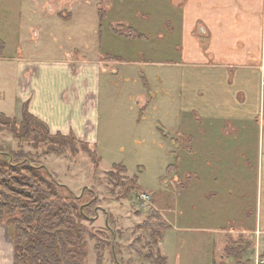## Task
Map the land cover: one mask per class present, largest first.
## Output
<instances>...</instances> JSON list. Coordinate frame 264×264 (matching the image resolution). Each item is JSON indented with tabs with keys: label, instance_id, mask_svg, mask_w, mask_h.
I'll return each instance as SVG.
<instances>
[{
	"label": "rangeland",
	"instance_id": "rangeland-1",
	"mask_svg": "<svg viewBox=\"0 0 264 264\" xmlns=\"http://www.w3.org/2000/svg\"><path fill=\"white\" fill-rule=\"evenodd\" d=\"M182 13L175 0H0V38L8 57H19L20 45L30 59L69 52L125 61L122 75L106 81L95 157L77 138L53 143L42 132L25 134L23 115L17 126L12 117L0 119L3 153L17 151L35 165L44 164L56 180L84 195L82 202H93L89 218L81 220L91 234L83 264H154L158 248L168 264H242L228 257L240 254L236 242L227 241L223 251L218 247L213 253L201 240H214L208 227H235L232 219L244 215L252 182L242 172L249 169L253 151L243 143L244 135L218 130L227 122L203 120L182 108ZM128 27L144 36H128ZM12 85L1 78L0 111L13 105ZM54 146L61 152L51 150ZM205 158L220 162L226 175L220 191L208 196L207 183L201 182ZM143 192L151 197L145 206ZM157 207L171 224L162 249L151 229L140 227ZM208 255L214 260L206 263Z\"/></svg>",
	"mask_w": 264,
	"mask_h": 264
},
{
	"label": "crops",
	"instance_id": "crops-1",
	"mask_svg": "<svg viewBox=\"0 0 264 264\" xmlns=\"http://www.w3.org/2000/svg\"><path fill=\"white\" fill-rule=\"evenodd\" d=\"M175 4L183 11L182 108L203 120L227 122V127L218 130L244 135L243 143L253 151L248 156L249 169L242 172L252 182V199L244 215L232 219L235 227H208L214 240L209 242L203 236L201 241L211 244L213 253L218 247L223 251L227 241L236 242L241 252L229 258L242 264H264V0H175ZM16 49L19 57H8L5 45L0 58V80L13 84V105L0 113L19 118L27 107L52 134L74 135L94 150L106 81L122 75L125 61L69 52L56 58L30 59L23 57L22 46ZM205 159L201 182L207 183L202 187L208 196L220 191V180L226 175L220 162ZM230 188H235L233 183ZM161 215L171 227L166 215ZM159 245L162 249V241ZM221 257L226 260L225 255ZM195 260L198 262V258H190ZM213 260L205 256L206 263ZM0 264H15V241L5 224H0Z\"/></svg>",
	"mask_w": 264,
	"mask_h": 264
},
{
	"label": "trees",
	"instance_id": "trees-1",
	"mask_svg": "<svg viewBox=\"0 0 264 264\" xmlns=\"http://www.w3.org/2000/svg\"><path fill=\"white\" fill-rule=\"evenodd\" d=\"M125 32L130 37L141 36L132 28ZM4 53L5 43L0 38V58L4 57ZM22 115L25 134L31 133L37 137L42 132L53 143L56 138L76 139L71 134L52 135L48 125L31 114L27 107ZM10 118L0 113L1 120ZM12 120L17 126L16 118ZM13 133L19 139L22 138L18 131ZM65 146L66 143L62 142L61 147ZM85 146L89 155L95 157L96 150L87 143ZM51 150L61 152L55 146ZM16 152L3 153L0 150V224L8 226L13 235L15 264H83L86 256L85 240L91 234L81 220L89 218L88 212L93 202H82L84 195L77 196L67 185L56 180V176L44 164L35 165L24 158L25 155ZM134 180L137 181L136 178ZM135 188L139 189L137 185ZM140 227L150 228L159 245L168 223L157 212ZM154 264H168L159 248Z\"/></svg>",
	"mask_w": 264,
	"mask_h": 264
},
{
	"label": "built area",
	"instance_id": "built-area-1",
	"mask_svg": "<svg viewBox=\"0 0 264 264\" xmlns=\"http://www.w3.org/2000/svg\"><path fill=\"white\" fill-rule=\"evenodd\" d=\"M262 85L264 87V78H263V82H262ZM140 198H141V201L143 202L142 203V206H145L147 203H150V195L147 193V192H143L140 194ZM264 263V261H261Z\"/></svg>",
	"mask_w": 264,
	"mask_h": 264
}]
</instances>
